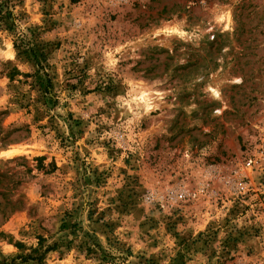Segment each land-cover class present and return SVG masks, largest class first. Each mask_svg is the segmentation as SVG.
<instances>
[{
    "label": "rangeland",
    "instance_id": "374dc122",
    "mask_svg": "<svg viewBox=\"0 0 264 264\" xmlns=\"http://www.w3.org/2000/svg\"><path fill=\"white\" fill-rule=\"evenodd\" d=\"M11 148L0 264H264V0H0Z\"/></svg>",
    "mask_w": 264,
    "mask_h": 264
},
{
    "label": "bare ground",
    "instance_id": "6f19581e",
    "mask_svg": "<svg viewBox=\"0 0 264 264\" xmlns=\"http://www.w3.org/2000/svg\"><path fill=\"white\" fill-rule=\"evenodd\" d=\"M213 91V94L216 95L215 91ZM19 149L18 148H11V149H8L6 151H1L0 152V158H4V159H8V158H11L15 155H17L19 153Z\"/></svg>",
    "mask_w": 264,
    "mask_h": 264
},
{
    "label": "built area",
    "instance_id": "2783aa9c",
    "mask_svg": "<svg viewBox=\"0 0 264 264\" xmlns=\"http://www.w3.org/2000/svg\"><path fill=\"white\" fill-rule=\"evenodd\" d=\"M254 160H252L251 158L247 159V161L245 162V168L246 170L248 168H251L252 164H253ZM241 189H244V186L243 185H240L239 186Z\"/></svg>",
    "mask_w": 264,
    "mask_h": 264
},
{
    "label": "trees",
    "instance_id": "16d2710c",
    "mask_svg": "<svg viewBox=\"0 0 264 264\" xmlns=\"http://www.w3.org/2000/svg\"><path fill=\"white\" fill-rule=\"evenodd\" d=\"M42 160V159H41Z\"/></svg>",
    "mask_w": 264,
    "mask_h": 264
}]
</instances>
